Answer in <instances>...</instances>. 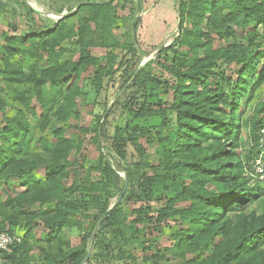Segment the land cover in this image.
<instances>
[{"label":"trees","instance_id":"obj_1","mask_svg":"<svg viewBox=\"0 0 264 264\" xmlns=\"http://www.w3.org/2000/svg\"><path fill=\"white\" fill-rule=\"evenodd\" d=\"M81 1L75 0L70 8L80 7ZM117 3L121 7L126 4L131 6L127 34L136 41L141 17H135L132 30L131 22L135 13L141 10L143 0H117ZM82 5L89 10V15L80 17L75 29L69 32V36L79 41L77 60L61 63L60 55L56 54L55 46L63 39L61 30L66 23L59 20L46 30H33L21 38L7 37L8 45L1 55L2 78L12 84H31V93L42 106L38 120L41 130H44L50 121H67L79 94L74 86L62 96L58 94L56 107L49 106L42 94L44 84L58 87L60 91L58 81L66 74H78L91 66L94 69L92 84L98 85L110 72L111 66H102L88 47L126 49L131 64L126 65L121 86L130 81L128 89L133 91L132 95L138 93L144 101L157 95L159 85L163 84L171 90L168 108L156 112L162 120L156 130L157 162L152 167L155 173L146 176L141 172V168L148 165L141 158L127 162L124 168L129 185L128 197L137 185L147 199L158 192H168V195L154 217L141 209L135 210L136 218L129 231H143L138 228L142 221L162 223L178 216L180 226H171L172 239L184 258L183 264H264V209H255L257 202H264V188L260 186V181L252 180L246 172L260 151L257 139L264 126V103L253 106L250 118L245 121L251 138L247 142L243 161L237 156V148L241 144L240 131L244 122L236 117L240 98L246 94L250 97L254 89L249 87L251 79L254 77L255 85H264V0H177L180 31L164 48L170 53L165 59L168 63L166 69L174 79L171 84L160 82L141 67L131 80L138 64L139 49L137 43L127 45L120 36L114 35L117 4L114 6L112 0H86ZM186 19L189 20L188 28L183 26ZM203 25L207 30L203 29ZM224 27L242 30L241 39L215 47L210 32L219 30L222 36L220 29ZM92 28L100 31V35L93 36ZM88 35L91 38L86 39ZM16 40L32 45L38 41L48 53L46 58L36 57L35 53L28 54L33 60L27 75H24L21 66L10 61V57L18 51L13 45ZM158 51L159 55L164 52ZM121 64L123 58L117 68ZM227 71L234 72L236 78ZM247 77H251L250 81ZM16 94L14 91L10 95L0 86V186L2 194L7 192L4 199L0 196V214H6V219L15 224L25 212V199H28L29 205L37 203L40 206L54 199V210L43 217V224L50 231L48 235L53 236L60 227L75 225L71 217L77 205H82L83 209L97 207L104 218L93 238V247L102 245V239L110 233L111 241L122 249L119 241L123 237L121 226L125 216L117 206L105 214L110 198L122 190L123 177L118 167L113 168L107 163L100 151L97 162L86 169L83 179L63 187L58 177H67L65 167L69 164L68 157L73 149H79V145L64 134L62 127L52 126L54 142L46 138L40 141L50 159L44 166V176H36L37 164L29 159L27 151L30 122L21 110L16 109L14 117L6 112L11 103L10 97L15 100ZM134 99L133 104L136 103L135 96L130 99ZM143 105L134 110V115H155L154 110ZM24 106L27 107V104ZM129 108L132 109L131 106ZM31 111L35 115L34 109ZM101 131L102 137H105V129ZM129 136L124 128L117 130L113 137L112 148L122 159L126 157L125 138ZM96 141L99 143L97 137ZM100 146L98 144L99 149ZM94 171L99 172L102 178L93 180L91 173ZM11 184L23 190L12 196L14 190ZM180 201H186L188 205L176 206ZM4 228L1 223L0 231L16 233ZM32 235L30 225L26 224L21 242L13 247L8 257L9 264H30L26 246ZM111 241L105 245L108 250L112 248ZM87 247L88 240L82 237L77 247L59 248L56 252L42 251V264H81ZM187 254L194 257L189 259ZM94 257L100 259L102 256L94 254ZM122 257L124 253L120 252ZM163 258L164 254L154 255L150 262L157 264Z\"/></svg>","mask_w":264,"mask_h":264},{"label":"rangeland","instance_id":"obj_2","mask_svg":"<svg viewBox=\"0 0 264 264\" xmlns=\"http://www.w3.org/2000/svg\"><path fill=\"white\" fill-rule=\"evenodd\" d=\"M75 0H0V86H2L8 94L17 92L15 100L10 97V105L7 107V114L14 117L16 109L21 110L27 116L30 122V133L27 151L29 159L36 162V176H44V166L49 161V154L42 148L40 141L46 138L49 142H54L52 126H60L66 136H70L79 145V149H73L68 157L69 164L65 167L68 173L67 177H58L63 187H68L74 180L83 179L86 169L94 165L99 157V152H109L111 163L107 161L113 168L118 167V171L123 173L127 162L137 161L139 158L148 162V165L141 168V172L146 176L155 173L153 166L157 159L155 150L157 148L156 130L160 127L162 117L157 115L162 109L168 108V102L171 101V90L163 84L159 85L157 95L151 99L143 100L141 95H132L129 90L130 83L127 86H121V82L125 77L126 65L131 64L130 54L126 49L117 47L89 46L88 49L92 56H95L102 66L109 68L107 73L98 85H93L94 69L89 66L80 73L66 74L58 81V87L51 84H44L42 94L44 101L49 105L56 107V97L62 96L69 92L74 86L78 88L79 94L75 97V106L72 109L66 122L50 121L44 130H41V123L38 118L42 112L41 104L31 93V84L22 82L17 84L8 83L2 78L3 63L1 55L5 46H7L8 36L23 37L26 33L37 30H46L52 28L54 23L59 20L65 21V26L61 30L63 39L55 46L56 54L60 55V62L67 60L75 61L78 59L79 41L69 36V32L75 29V25L80 17L88 16L89 10L82 4L86 0H82L78 6L70 8ZM92 1V0H91ZM115 7L116 21L114 25V35L121 37V41L127 45L129 43H137L139 49L138 64L140 67L160 82H174L171 74L166 69L168 64L165 57L169 56V51L164 48L171 44L179 33V19L177 14V0H143L141 10L135 13L141 17V24L136 32L135 38L127 34L129 24L130 5L124 7L119 6L117 0H112ZM208 14V12H207ZM189 20L184 21L183 26L189 27ZM93 26L92 23H90ZM207 30L206 26H202ZM95 35H100V31L92 28ZM218 31H211L212 44L215 47H223L232 40H240L242 30L226 27L220 29L223 34L219 35ZM90 35L86 39L91 38ZM35 45L30 43L21 44L18 40L13 43L17 51L10 61L16 66H21L24 75L28 74V68L33 60L28 54L35 53L36 57L43 56L46 58L48 53L42 49L40 43L35 41ZM161 48V49H160ZM162 54L159 55V51ZM29 56V57H28ZM123 58V64L117 68ZM114 61H113V60ZM111 64V65H110ZM228 72V71H227ZM235 79L234 72H228ZM250 81L251 77H247ZM249 87L254 89L251 96L244 95L240 98L239 105L236 108V117L241 119L244 124L240 131L241 144L237 148V156L243 161L247 142L251 138L247 132L245 121L250 118L253 106L264 103V85L256 84L254 77L249 83ZM61 91H63L61 93ZM225 92H229L225 89ZM135 96V101H130ZM144 108L154 110L155 115L137 117L134 110L141 104ZM27 104V107L24 105ZM131 106L132 109H128ZM32 109L35 115L32 114ZM104 120H103V116ZM237 119V120H238ZM99 122V124L97 123ZM241 125V124H240ZM100 128V134L98 129ZM104 128L106 135L102 137L101 129ZM127 129L130 134L125 138L126 157L121 158L112 148L113 137L117 130ZM210 132H208L209 134ZM96 137L99 143L96 141ZM98 144L101 145L100 149ZM206 142H204V145ZM139 150V151H138ZM93 180L102 178L99 172L91 173ZM83 181V180H82ZM252 184V183H251ZM260 186L264 188V182H260ZM15 196L23 190L16 184H11ZM4 199L7 192L1 193ZM11 191V190H10ZM121 192L114 194L109 200V206H117L123 212L125 219L123 221L122 233L120 237V249L114 241H111V235L108 233L107 238L102 239V245H91L89 258L81 264H151V256L164 254V258L158 260L157 264H183L184 258L179 254V248L175 246L172 239L173 229L171 226L179 227L178 216L168 218L162 223H154L148 221L139 222L138 228L141 232L132 233L129 226L136 218L135 210L141 209L148 216H156V211L163 204L164 197L168 192H158L151 199L145 198L140 187L134 186L130 197L129 185L119 202H116ZM101 196V194H99ZM28 198V197H27ZM28 199L24 201V213L19 216L17 223L12 224L6 219V214H0V224L3 223L5 230H13L19 236H23L26 224L30 225L33 235L28 239L27 244V261L30 264H42V251H59V248L66 250L68 248L77 247L81 243L82 237L88 240V244L92 240V232L95 225L101 218V214L97 207L90 206L83 209L82 205H77L74 214L71 217L74 226H62L57 233L49 236L50 232L43 224V217L46 213L53 211V204L56 201L49 200L40 206L37 203L29 205ZM188 202L180 201L176 204L179 207H186ZM255 209L260 211L264 209V202L259 201L255 205ZM98 230V229H97ZM97 233V231H96ZM111 241V249L105 247L108 241ZM93 241V240H92ZM170 247V248H169ZM120 252L124 253V257L120 258ZM94 254H101L100 259H96ZM187 258L194 256L187 254Z\"/></svg>","mask_w":264,"mask_h":264},{"label":"built area","instance_id":"obj_3","mask_svg":"<svg viewBox=\"0 0 264 264\" xmlns=\"http://www.w3.org/2000/svg\"><path fill=\"white\" fill-rule=\"evenodd\" d=\"M259 153L254 161L247 167L246 172L252 180L264 182V126L260 129L257 139ZM21 242L17 233L0 231V264H9L8 257L13 252V247Z\"/></svg>","mask_w":264,"mask_h":264},{"label":"water","instance_id":"obj_4","mask_svg":"<svg viewBox=\"0 0 264 264\" xmlns=\"http://www.w3.org/2000/svg\"><path fill=\"white\" fill-rule=\"evenodd\" d=\"M135 17H136V15L133 16V19H132V22H131V30H132V25H133V21H134ZM139 68H140V65H137L136 68H135V71H134V73L132 75L131 80L135 77V75H136V73H137V71H138ZM126 86H127V84H126ZM126 86H125V88H126ZM104 117H105V115L103 116V120H104ZM98 134H100V128L98 129ZM103 153H104V157L106 158V160H108V162L111 163V160H110V157H109L108 153L107 152H103ZM120 174L123 177V186H122L121 193H120V195H119V197H118V199H117L116 202H119L122 199V197H123V195H124V193H125V191L127 189V186H128L127 174L125 172H123V173L120 172ZM113 207H114V205L108 207L107 210L105 211V214H107ZM103 218H104V215L101 216V218L99 219L98 223L95 225L94 230L92 232V240H93V238H94V236L96 234V231H97V229L99 227V224H100V222H101V220ZM92 240L88 244V247H87V250H86V255H85L84 259H83V262H85L89 258V256H90V250H91Z\"/></svg>","mask_w":264,"mask_h":264}]
</instances>
